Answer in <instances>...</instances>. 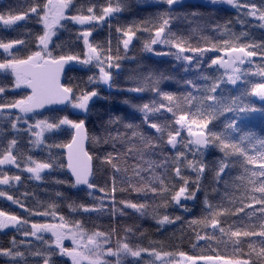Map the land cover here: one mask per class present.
I'll return each mask as SVG.
<instances>
[{
  "label": "snow or ice",
  "instance_id": "obj_1",
  "mask_svg": "<svg viewBox=\"0 0 264 264\" xmlns=\"http://www.w3.org/2000/svg\"><path fill=\"white\" fill-rule=\"evenodd\" d=\"M152 3L122 21L130 0H0V185L55 186L0 190L22 210L0 208V264H264V107L243 99L264 101V0ZM126 63L130 112L112 107Z\"/></svg>",
  "mask_w": 264,
  "mask_h": 264
},
{
  "label": "trees",
  "instance_id": "obj_2",
  "mask_svg": "<svg viewBox=\"0 0 264 264\" xmlns=\"http://www.w3.org/2000/svg\"><path fill=\"white\" fill-rule=\"evenodd\" d=\"M7 3L10 4H15L17 2V0H6ZM194 3H202V0H193ZM131 3V9L130 11L126 12L122 17L121 20H130L133 18H140L143 16H147L149 13L155 12L157 11L156 6L152 3V1H145V0H130ZM202 11L205 12H211V11H215L216 19H222L225 17H235L237 15L235 9H231L230 6L227 5H217L215 6V8H209V7H201ZM18 23H22V22H18ZM183 27H186V25H182ZM235 30L236 31H240V25H235ZM264 30H254L252 33V37L259 41L260 39L264 38L261 35V32ZM185 34H187V32H185ZM16 35V33H12L11 37H14ZM197 39V37H193V42H195V40ZM143 63H148L151 64L153 68H155L158 72L159 71H164L165 73H168L171 70V64L174 63L173 61L170 60H164V61H157V62H150V61H144ZM260 60L258 58L254 59V64H259ZM245 68H250L251 71H256V68L254 66H249V65H245ZM139 67L137 63H126L125 67H124V72L122 73V75L118 78H116V83L113 85V103H112V107L125 111V112H130L132 111L130 108H128L125 105L120 104V101L123 99H130L133 101V103H139L140 101L136 100L133 97H127L125 95H120L117 94L115 92L116 88L119 87H128L130 86V78L137 76L139 74ZM250 79H252L254 82H258L259 81V77H250ZM173 86L175 87L174 83ZM104 94L107 95V91H104ZM239 94V87L232 89L231 95L235 96ZM146 99H151V95L150 94H146ZM244 102L250 105H253L257 108L260 107H264V101H261L259 98L257 97H244ZM109 105L104 102V101H100L97 104V107L101 110L107 108ZM251 120V122L256 125V130H259V124L261 122V114L260 113H255L252 114L249 118ZM54 177H46V180L49 181L47 184H42V182L40 181H26L27 184V188H25L24 185H16L13 184L12 186H4V185H0V190H4L7 191L10 195H13L14 197H18V198H23L22 194L27 190L30 193H32V195L29 198V202H32L35 199H39L41 201L45 200L47 198V195L44 191V188L46 187L49 191V193L52 191V189L55 187L54 185H52L50 183V181L53 179ZM37 185H41L40 187H37ZM69 195H73V193H68ZM80 196H83V193L79 194ZM0 208H4L6 210L12 211L16 214H20L22 212L21 209L18 208V206L16 205H11L10 201H7L6 198L4 197H0ZM194 211H198L197 209H194ZM127 215L125 217H123L120 221L121 225H126V224H132V223H136L138 225H140L142 228L144 229H149L150 234L153 236V238H157L160 239L162 237H160L158 234L155 233V229H154V225H155V221H153L150 217H144V218H138L135 214L132 213V210H126ZM96 223L100 224L102 226V228H107L110 226V220L107 216L96 220ZM169 232H171V229L169 230ZM10 237H5L3 235H0V243H5ZM145 243H147V241H145ZM184 249L189 251L191 253L192 249L188 246L187 241H185L184 245H183ZM222 252H225V254H230L231 249H223L221 248ZM197 252H199V249H197Z\"/></svg>",
  "mask_w": 264,
  "mask_h": 264
},
{
  "label": "rangeland",
  "instance_id": "obj_3",
  "mask_svg": "<svg viewBox=\"0 0 264 264\" xmlns=\"http://www.w3.org/2000/svg\"><path fill=\"white\" fill-rule=\"evenodd\" d=\"M145 1H152V0H145ZM70 241H66V244H68L70 246Z\"/></svg>",
  "mask_w": 264,
  "mask_h": 264
}]
</instances>
